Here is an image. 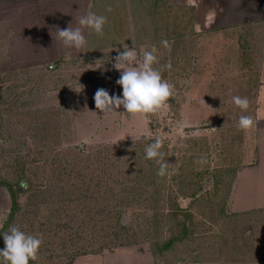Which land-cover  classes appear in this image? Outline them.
<instances>
[{"label":"rangeland","instance_id":"rangeland-1","mask_svg":"<svg viewBox=\"0 0 264 264\" xmlns=\"http://www.w3.org/2000/svg\"><path fill=\"white\" fill-rule=\"evenodd\" d=\"M170 2L194 6L198 37L166 40L168 47H165V41L156 42L152 35L145 37L146 30L132 24L133 30L126 34V41L120 44L121 38L104 33V43L111 38L116 39V44L108 42L110 47L102 46L93 54L83 53L79 57L64 55L62 51L69 48L55 38L52 50L48 47L21 50L18 43H29L28 32L35 31L37 37L42 26L34 19V10L0 7V181L13 183L18 189L24 185L20 191L21 209L8 228L18 226L27 234L43 237L38 258L30 264H256L258 252L264 257V211L256 213V207H242L256 204L252 199L256 198V189L247 190L246 185L240 192L236 191L238 200L232 196L233 184L224 207L230 217L222 222L218 214L221 208L214 200L209 199L204 208L190 205L195 216L193 237L167 257L154 255L142 237L140 242L132 245L123 246L118 241L115 244L112 237H103L100 223L92 220L100 219L97 209L100 201H96V193L105 190L110 194L114 187L112 182L103 186L97 182V175L110 160V154L106 155V165L105 159L98 160L102 152L98 149L103 145L111 146L116 141L119 144L134 142L133 137L135 142H141L159 136L163 143H170V149L176 147V172L189 156L193 157L191 162L197 165V170L203 171L222 166L241 167L249 162L253 138L247 137L246 133L251 130L239 129L238 121L242 115L251 116L252 106L242 110L236 105H222L219 96L218 103H210L214 94L210 83L216 86L218 83L211 80L212 77L219 78L220 73L210 71L213 55L209 51L212 48L221 50V44L232 49H237L238 43L245 47L247 42L237 40H245L244 32L227 27L208 34L205 24L213 18L218 26L256 18L258 2ZM73 6L66 16L63 10H53L57 20L53 25L47 21L46 29L57 34V26L65 29L71 24L76 28L79 18L92 9L91 4L84 14ZM99 11L104 15L101 8L97 9ZM207 17L210 18L208 21ZM87 32L85 29L86 35ZM166 35L167 32L162 30L161 36ZM149 42H153L158 50V63L153 67L174 86L173 96L156 114L132 116L123 106L105 114L96 109L94 95L98 89L122 96V87L116 84L120 71L113 68L116 50L124 51L126 45L134 48L135 63L138 64L142 62L143 51L150 50ZM59 47L62 50L57 54L55 51ZM214 57L217 65L221 55L218 53ZM237 74L243 78L247 75ZM237 74L234 72L231 76L236 78ZM226 85L225 81L223 86ZM242 86L244 84L240 88ZM183 122L186 126L181 129L179 126ZM85 138L89 141L87 145L82 144ZM196 178L206 183L201 193L210 197L205 192L213 190L212 174ZM54 184L59 188L51 193L49 187ZM40 191L47 193L46 199L35 195ZM65 196L67 200H64ZM190 200L181 197L178 202L187 207ZM10 209L9 190L0 185V229L6 223ZM145 211L132 208L127 211L126 218L141 220L142 214L151 213V210ZM82 245L107 248L96 253L76 254L74 250Z\"/></svg>","mask_w":264,"mask_h":264},{"label":"trees","instance_id":"trees-1","mask_svg":"<svg viewBox=\"0 0 264 264\" xmlns=\"http://www.w3.org/2000/svg\"><path fill=\"white\" fill-rule=\"evenodd\" d=\"M93 0L91 12L103 15L97 12V9L104 12L107 17V23L104 32L109 37L116 35L122 43L126 41V34L133 30L132 24H138L145 31V37H155L156 42L160 40H176L182 38L198 37L199 34L195 28L194 6L174 5L170 0ZM109 9H111L109 11ZM108 13V14H106ZM162 30L167 32L166 36H161ZM188 38V39H189ZM87 44L84 47L85 54H93L94 50L103 47H110L108 42L116 44V39H108L104 43V38L98 36L95 32L89 31L86 35ZM158 39V40H157ZM154 45L153 42H149ZM131 43H128V45ZM112 45V46H113ZM122 52V51H121ZM116 56V55H115ZM156 137V136H154ZM154 137L144 139L141 142H123L115 143L111 146L103 145L100 147L98 160L102 159L107 163V154H110L109 163L97 175V182L103 186L107 182H112L107 194L105 190L96 193L97 209L100 219H92L94 223H100L99 230L102 231L103 237H112L115 244L118 241L121 245H132L140 242L141 237L146 240L154 255L164 256L171 254L179 245L186 244L193 237L192 227L194 222V213L191 211L192 204L204 208L209 199L221 208L219 211V221L230 217L225 213L224 207L230 197L232 186L234 184L239 166H222L197 170V165L193 162V157L189 156L188 161L179 167L176 172L178 159L174 155L176 147L170 143H163L161 151L164 153L166 164L165 175H158L159 164L155 159L145 158V148L149 143L154 142ZM104 152L103 156L101 154ZM192 161V162H191ZM208 173L213 176V190H207L201 193L205 187L202 180L196 178L206 176ZM0 185L9 190L11 199V209L5 225L0 229V249L5 247L2 242L3 233L7 231L8 226L16 217L21 209L20 191L24 185L18 189L13 183L0 181ZM32 184H29L31 187ZM120 187V189H115ZM58 185L54 184L49 187L51 193L57 190ZM225 191V194L222 192ZM74 192V191H73ZM50 193V194H51ZM47 193L40 191L35 195L42 199L47 198ZM66 195V194H65ZM67 196L64 200H67ZM81 197V195H80ZM191 199L187 207H182L179 198ZM40 199L39 202L42 201ZM76 199V198H75ZM132 208H141L151 210L149 215L142 214L141 220H127V211ZM145 208V209H144ZM215 246V245H213ZM82 245V248H76V254L81 252H101L107 247L93 248ZM89 250V251H87ZM257 251V249H256ZM256 264H264V257L259 252ZM170 262L169 264H172Z\"/></svg>","mask_w":264,"mask_h":264},{"label":"crops","instance_id":"crops-1","mask_svg":"<svg viewBox=\"0 0 264 264\" xmlns=\"http://www.w3.org/2000/svg\"><path fill=\"white\" fill-rule=\"evenodd\" d=\"M92 2L93 0H0V7L34 10V19L36 18L35 20L42 26L38 30L39 35L37 37H35V31L28 32L30 36V42L27 43L28 45L26 43V45L18 43L17 47L20 48L21 46V50L23 49L26 51L35 49L36 47H48L52 50L54 49V38H59H56L57 34H53L51 29L47 30L45 25L47 21L49 23L51 22V25L56 22L57 18H54L56 16L53 14V10H59V12L63 10V15L66 16L70 14L68 10H73L70 9V7L72 8L74 5L73 7L80 8L85 14V10L90 8ZM256 2H258V8L256 7L258 10V17L225 22L219 26L215 25L216 18H213L211 21L209 20L210 18L207 17V21L209 20V22L205 24V31L209 34L223 31L227 27H229L227 29L234 28L243 30L244 33L242 34L245 40H241L240 38H237V40L247 42L245 47H242V45L238 43L237 49H232L230 47L225 48L224 45L221 44L223 47H221V50H213L214 48H212V50L209 51L211 55H213L210 71L220 73L219 78L212 77L211 81L217 82L219 85L216 84L215 86V83H210L211 87L214 88L211 89V92L214 94L211 95L213 100H211L210 103L212 105L218 103L219 96L221 99L219 101L222 105L232 106L235 105L232 101V97L240 96L247 97L249 106H252V112L250 114L253 117L254 125L250 129L251 131L248 132L249 135L246 133L247 137L252 136L253 138L252 153L248 155L250 157L249 162L243 164L237 171L232 196L234 199L236 197L239 200V195H237L236 191L239 190L240 192L244 185L248 186L247 190L250 189L252 191V188L253 190L256 189V198L252 197V199L256 200V204L242 207L244 209L256 207L257 213L264 211V0H256ZM6 3L8 7H6ZM17 16L21 17V14L17 12ZM52 18L54 19L52 20ZM84 35L86 37L85 33ZM60 50H62L60 47L57 48L55 53L58 54L61 52ZM62 53L68 56L79 57L83 55L84 48L80 50L69 48L62 51ZM218 53L221 55V59L216 65L214 55ZM234 72H236V74L242 72L247 75L243 78L240 74H237V77L234 78L231 76ZM224 80L228 85L223 86L225 84ZM242 84H244V86L240 88ZM246 197H244L243 200H245Z\"/></svg>","mask_w":264,"mask_h":264},{"label":"clouds","instance_id":"clouds-1","mask_svg":"<svg viewBox=\"0 0 264 264\" xmlns=\"http://www.w3.org/2000/svg\"><path fill=\"white\" fill-rule=\"evenodd\" d=\"M106 23V16L90 11L79 18V26L76 28L71 27V24L65 29H60L57 26V37L64 47L80 50L87 44L84 30L88 29L98 36H103ZM163 43L165 47H168L166 41ZM124 49L122 52L119 49L116 50L118 54L115 56L113 64V68L120 71V77L116 80V84L122 87V96L110 95L106 89L100 88L94 95L95 107L104 114L116 112L115 109H119L121 106L126 110V113L132 116L156 114L173 96L174 87L162 78L158 69L153 67L158 63L156 54L158 50L155 45H151L150 50L143 51L142 62L136 64L137 54L134 48L130 49L126 45ZM130 65L134 66L129 67ZM232 101L242 110H247L249 107L247 97L233 96ZM253 125L252 116H240L239 129L247 131ZM185 126L186 122H183L179 127L183 129ZM135 139L133 137L134 142ZM88 143L87 138L82 141L84 145ZM162 146L161 138L156 136L154 142L149 143L145 148V158L155 159L159 164L157 174L160 176L165 175L166 171V164L162 163L165 159L164 153L161 151ZM3 239L5 247L0 249V264H30V261L37 260V254L43 244L42 235L27 234L18 226H10L7 232L3 233Z\"/></svg>","mask_w":264,"mask_h":264}]
</instances>
